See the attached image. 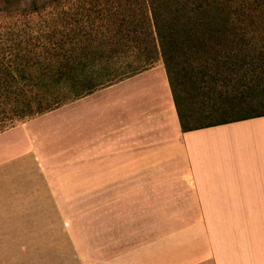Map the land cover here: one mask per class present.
I'll return each mask as SVG.
<instances>
[{"label":"crops","instance_id":"crops-1","mask_svg":"<svg viewBox=\"0 0 264 264\" xmlns=\"http://www.w3.org/2000/svg\"><path fill=\"white\" fill-rule=\"evenodd\" d=\"M62 106L0 132V264H264V115L182 131L156 65Z\"/></svg>","mask_w":264,"mask_h":264},{"label":"trees","instance_id":"trees-1","mask_svg":"<svg viewBox=\"0 0 264 264\" xmlns=\"http://www.w3.org/2000/svg\"><path fill=\"white\" fill-rule=\"evenodd\" d=\"M245 1L143 0L144 17L121 23L113 35L82 40L88 51L74 58L76 68L65 59L57 68H0V131L159 59L182 131L264 115V22L256 21L264 19V0ZM19 6L0 0V9ZM86 60L100 68H84ZM234 110L240 116L231 117Z\"/></svg>","mask_w":264,"mask_h":264},{"label":"rangeland","instance_id":"rangeland-1","mask_svg":"<svg viewBox=\"0 0 264 264\" xmlns=\"http://www.w3.org/2000/svg\"><path fill=\"white\" fill-rule=\"evenodd\" d=\"M32 1L37 9H32ZM142 1L20 0L17 9H0V68H57V60L60 63L64 59L69 68H76L74 58L81 51H88L82 40L89 42L103 34L113 35L121 23L144 17L139 10ZM87 64L84 68H100L90 61ZM154 65L164 68L160 59ZM114 68H121L120 64ZM94 76L99 77L97 72ZM62 107L59 112L65 115L67 108ZM239 114L240 110H234L231 117ZM10 127L13 126L3 130Z\"/></svg>","mask_w":264,"mask_h":264}]
</instances>
